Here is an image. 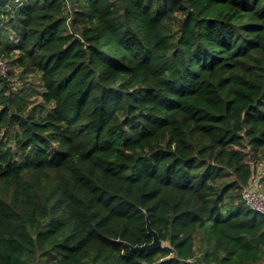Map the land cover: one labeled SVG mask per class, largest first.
<instances>
[{
	"label": "trees",
	"instance_id": "1",
	"mask_svg": "<svg viewBox=\"0 0 264 264\" xmlns=\"http://www.w3.org/2000/svg\"><path fill=\"white\" fill-rule=\"evenodd\" d=\"M6 59L40 89L0 68V264L264 259V0H0Z\"/></svg>",
	"mask_w": 264,
	"mask_h": 264
},
{
	"label": "rangeland",
	"instance_id": "2",
	"mask_svg": "<svg viewBox=\"0 0 264 264\" xmlns=\"http://www.w3.org/2000/svg\"><path fill=\"white\" fill-rule=\"evenodd\" d=\"M7 67L9 70L12 71L10 74V78L14 83L15 90H22V87H25V89L30 90L32 87H36L40 89V72H38L36 69L31 68L30 66H21L18 64H14L13 66L10 64L11 60L6 59ZM7 72V70H6ZM5 72V74H6ZM30 101H33V103L40 99V97L36 96L35 94L30 95L29 98ZM30 103V102H29ZM32 103V104H33ZM246 150L249 151V149L246 147ZM253 155L250 151L249 157ZM254 159L251 163H253L254 166V176L256 180H260V177L262 176V173L264 172V148L259 152L258 156H253ZM261 187L264 190V183H261ZM207 239L205 237V233L203 231H197L194 235L193 239V254L195 257H199L207 250ZM255 264H264V259L260 260L259 262Z\"/></svg>",
	"mask_w": 264,
	"mask_h": 264
},
{
	"label": "built area",
	"instance_id": "3",
	"mask_svg": "<svg viewBox=\"0 0 264 264\" xmlns=\"http://www.w3.org/2000/svg\"><path fill=\"white\" fill-rule=\"evenodd\" d=\"M0 68L2 73L6 72L5 64L0 60ZM244 199L247 205L256 211L264 214V190L261 183L256 179H251L249 184L243 191Z\"/></svg>",
	"mask_w": 264,
	"mask_h": 264
},
{
	"label": "water",
	"instance_id": "4",
	"mask_svg": "<svg viewBox=\"0 0 264 264\" xmlns=\"http://www.w3.org/2000/svg\"><path fill=\"white\" fill-rule=\"evenodd\" d=\"M146 228H147L148 234L152 236V241L150 243H145L143 245H135V246H132L129 243H126V244L130 246L131 248L137 249V250H151V249L161 247L163 245V241L160 239L157 231H155L151 227L150 222L147 218H146Z\"/></svg>",
	"mask_w": 264,
	"mask_h": 264
}]
</instances>
